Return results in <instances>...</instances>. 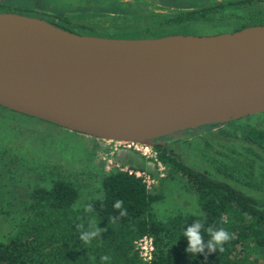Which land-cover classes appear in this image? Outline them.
Returning a JSON list of instances; mask_svg holds the SVG:
<instances>
[{"label":"water","instance_id":"1","mask_svg":"<svg viewBox=\"0 0 264 264\" xmlns=\"http://www.w3.org/2000/svg\"><path fill=\"white\" fill-rule=\"evenodd\" d=\"M74 64L139 98L95 108L68 76ZM0 106L105 141L153 146L182 131L264 112V24L209 36L79 35L0 13Z\"/></svg>","mask_w":264,"mask_h":264},{"label":"rangeland","instance_id":"2","mask_svg":"<svg viewBox=\"0 0 264 264\" xmlns=\"http://www.w3.org/2000/svg\"><path fill=\"white\" fill-rule=\"evenodd\" d=\"M25 2L28 0H0L3 5ZM133 9L135 16H139L124 20V25L144 26L152 20L148 16L150 12ZM253 9L258 11L257 7ZM101 20L109 21L106 16ZM256 20L250 16L247 23ZM196 30L204 34L212 32L202 27ZM253 128L264 129V112L214 128L188 129L160 139L183 166L264 201V149L244 139ZM156 159L0 106V240L5 241L32 224L27 222L31 216L26 205L34 188L49 187L59 178L69 181L78 189L73 208L79 209L102 195L103 177L116 170L149 178L148 191L158 197L149 210L154 219L167 222L179 215H201L197 195L182 172L162 163L158 154ZM136 241L133 245L138 255ZM98 248L104 249V245L92 243L84 250L95 261L100 253ZM110 252L114 253L111 249ZM112 259L105 264H113Z\"/></svg>","mask_w":264,"mask_h":264},{"label":"trees","instance_id":"3","mask_svg":"<svg viewBox=\"0 0 264 264\" xmlns=\"http://www.w3.org/2000/svg\"><path fill=\"white\" fill-rule=\"evenodd\" d=\"M217 126L220 124L203 128ZM244 139L264 149V129L253 128ZM153 149L162 163L172 165L186 177L197 195L201 215H179L167 222L154 219L149 210L158 197L149 193L140 177L119 170L103 177L100 197L74 209L78 189L59 178L49 187L31 191L26 209L31 216L28 225L32 224L0 240V264H101L102 255L113 258V264H146L133 245L144 235L153 242L150 264H264V201L183 166L161 143H155ZM118 200L127 210L124 216L114 208ZM88 205L93 206V211H85ZM194 219L202 220L205 227H224L232 234L224 252L208 253L205 249L195 257L185 252L187 239L183 232ZM90 221L106 229L92 242L104 245V249L98 248L95 261L85 252L77 231V225L87 229Z\"/></svg>","mask_w":264,"mask_h":264},{"label":"flooded vegetation","instance_id":"4","mask_svg":"<svg viewBox=\"0 0 264 264\" xmlns=\"http://www.w3.org/2000/svg\"><path fill=\"white\" fill-rule=\"evenodd\" d=\"M263 2L264 0H28L23 5L0 3V13L35 17L79 35L150 39L169 35L209 36L263 25ZM139 4L143 7H138ZM133 7L150 12L148 16L152 20L144 26L124 25V20L139 16H135ZM254 7H257V12L253 11ZM104 16L109 21L101 20ZM250 16L257 20L247 23ZM105 22L107 24H103ZM199 27L212 29V32L204 34L196 30ZM156 142L161 143L169 153L162 139L158 138Z\"/></svg>","mask_w":264,"mask_h":264},{"label":"clouds","instance_id":"5","mask_svg":"<svg viewBox=\"0 0 264 264\" xmlns=\"http://www.w3.org/2000/svg\"><path fill=\"white\" fill-rule=\"evenodd\" d=\"M75 207V206H74ZM114 208L121 210L120 215L127 214V210L123 208V201H116ZM85 211H93V206L88 205ZM79 239L84 246H90L97 237H100L106 229L98 227V224L90 221L88 228L85 229L83 224L77 225ZM205 234L207 239H205ZM183 236L187 239V247L185 252L191 257L202 254L207 249L208 253L224 252L225 245L233 238L232 234L224 227H205V223L200 219H194L193 222L186 227ZM110 259L107 255L100 257L101 264H105Z\"/></svg>","mask_w":264,"mask_h":264},{"label":"bare ground","instance_id":"6","mask_svg":"<svg viewBox=\"0 0 264 264\" xmlns=\"http://www.w3.org/2000/svg\"><path fill=\"white\" fill-rule=\"evenodd\" d=\"M66 69L69 78L77 84L96 109L104 107L111 109L119 104L132 103L139 98V95L132 92L130 86L115 78L91 73L74 64L67 65Z\"/></svg>","mask_w":264,"mask_h":264},{"label":"built area","instance_id":"7","mask_svg":"<svg viewBox=\"0 0 264 264\" xmlns=\"http://www.w3.org/2000/svg\"><path fill=\"white\" fill-rule=\"evenodd\" d=\"M114 143H117L118 145L122 146V148H126L128 150H133L140 152L141 154L145 156L153 157L155 160H157V153L154 149H152L150 146L147 145H141L131 142H121V141H111ZM129 174H134L137 177H140L142 179V182L146 185L147 189L150 184V180L148 177L140 174L135 173L131 171H127ZM136 243L138 245V257L146 264H150L152 259V252L154 250L152 238L148 235H144L138 239H136Z\"/></svg>","mask_w":264,"mask_h":264}]
</instances>
